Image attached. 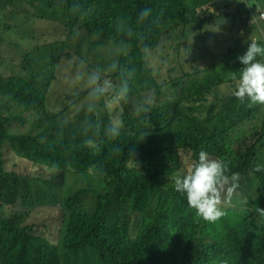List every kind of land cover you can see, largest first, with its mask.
<instances>
[{
  "label": "clouds",
  "instance_id": "1",
  "mask_svg": "<svg viewBox=\"0 0 264 264\" xmlns=\"http://www.w3.org/2000/svg\"><path fill=\"white\" fill-rule=\"evenodd\" d=\"M160 4L85 8L82 58L0 52V258L40 239L48 264H264V45L237 57L238 107L215 123L219 99L192 108L155 66ZM42 21L40 0H7L4 24ZM36 62L48 79L21 90L11 76Z\"/></svg>",
  "mask_w": 264,
  "mask_h": 264
},
{
  "label": "trees",
  "instance_id": "2",
  "mask_svg": "<svg viewBox=\"0 0 264 264\" xmlns=\"http://www.w3.org/2000/svg\"><path fill=\"white\" fill-rule=\"evenodd\" d=\"M126 1L128 0H67L73 7L63 8L51 7L46 4L47 0H40V4L44 5V11L53 20L70 25L72 20H79L82 23L85 8L92 9L93 5L96 7L117 6ZM158 1L161 4L156 24L151 31L152 41L154 45L157 44L159 38L170 41L175 54L160 53L155 66L169 79L177 99H188L192 108H205L217 99L222 100L217 88L224 83H230L235 87L232 75L235 73L238 79L239 70L242 67L237 57L246 52L248 43L251 41L243 38L239 45L229 50L216 51L205 42L201 28L204 22L215 20L220 28H224L221 21L225 17H230V21L238 26H244L247 20L252 19L251 11L243 5L242 12L239 14L223 13L222 7L215 0ZM6 6L7 0H0V32L6 30L18 34L23 30L24 25L13 22L4 24ZM82 27L84 32H88V26L82 24ZM255 41L264 45V39L261 37ZM161 45L165 47L164 43ZM86 53L87 50L80 46L72 47L62 44L58 60H66L69 55L82 58ZM11 79H17L16 86L21 90L31 91L38 79H48L47 70L42 62H36L26 66L20 75L11 76ZM48 145L53 147L57 154L66 149L64 145L57 144L53 140H50ZM71 154L78 158L86 157L81 149H73ZM171 163L177 164L178 159H172ZM44 250V241L39 239L27 246L19 255H7L0 258V264H48Z\"/></svg>",
  "mask_w": 264,
  "mask_h": 264
},
{
  "label": "rangeland",
  "instance_id": "3",
  "mask_svg": "<svg viewBox=\"0 0 264 264\" xmlns=\"http://www.w3.org/2000/svg\"><path fill=\"white\" fill-rule=\"evenodd\" d=\"M222 7L223 13L239 14L241 8L246 5L251 11L252 19L247 20L244 26H238L235 22L230 21V17H225L221 24L224 28H220L217 20L214 22H204L201 28L205 42L216 51L229 50L232 47L239 45L242 39L249 41L258 39V35L253 27V22L259 17H264V0H215ZM256 4V5H255ZM62 8V7H59ZM93 8L97 9L95 5ZM132 11L141 12L139 5H133ZM69 15V14H65ZM1 25V24H0ZM41 30L23 28L18 34L10 33L2 30L0 32V52L6 53L9 48H12L13 53L17 56L27 53L32 56H37L41 59L47 58L50 61H57L61 52V45L67 44L70 46H80L89 51L96 48V39L89 32H84L82 23L79 20H72L70 25H65L63 22L53 20L50 26L45 27L44 21L40 23ZM162 43L165 47H162ZM155 56L158 59L160 53L175 54L170 41L159 38L157 44L154 45ZM235 87L230 83H224L217 88L219 103L224 110L214 118V122L221 124L223 120H231L233 113L237 110L238 102L232 95ZM0 102V109L2 108ZM28 123L35 130L36 134L49 142L50 134L42 126H38L30 121Z\"/></svg>",
  "mask_w": 264,
  "mask_h": 264
}]
</instances>
